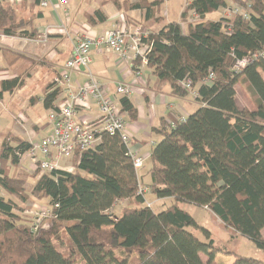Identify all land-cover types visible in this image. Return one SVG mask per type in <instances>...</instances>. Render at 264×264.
<instances>
[{
	"label": "trees",
	"instance_id": "obj_1",
	"mask_svg": "<svg viewBox=\"0 0 264 264\" xmlns=\"http://www.w3.org/2000/svg\"><path fill=\"white\" fill-rule=\"evenodd\" d=\"M165 1L113 2L124 12L150 14ZM189 1L181 17L193 12L195 20L187 29L170 22L142 41L148 46L146 66L158 85L187 98L191 90L182 82L190 81L197 92L194 113L162 120L156 130L161 141L149 157L150 192L160 200L172 199L173 205L160 212L145 206L129 147L119 135L103 132L98 144L78 157L75 172L58 169L39 176L32 195L48 200L51 208L39 223L20 224L18 206L0 194V264L212 263L222 249L180 204L209 209L225 227L264 251V0H232L242 8L250 4L248 18L231 10L230 17L218 21L205 17L226 9L228 0ZM105 21L101 12L89 18L90 23ZM28 24L0 1V34L36 39L35 31L26 30ZM244 58L252 61L237 70ZM239 83L255 98L254 110L240 106ZM18 87V79L3 81L0 95ZM60 92L54 82L47 87V110L57 109L53 104ZM120 105L122 114L137 119L129 98ZM9 137L0 153V188L25 201L26 181L9 170L33 144ZM122 201L129 204L117 214ZM232 264L264 261L237 256Z\"/></svg>",
	"mask_w": 264,
	"mask_h": 264
},
{
	"label": "crops",
	"instance_id": "obj_2",
	"mask_svg": "<svg viewBox=\"0 0 264 264\" xmlns=\"http://www.w3.org/2000/svg\"><path fill=\"white\" fill-rule=\"evenodd\" d=\"M0 1L14 7L19 19L29 22L26 30H33L38 35L36 39L18 37L14 44L5 40L6 45L0 49V87L3 81L18 79L20 83V87L13 92H3L0 95V119H3L6 114L10 115L9 111L16 112L12 118L13 128L5 138L10 136L9 139H18L33 145L52 132L50 123L44 122L32 127L30 123H36L33 114L35 110L44 111L47 115L51 111L45 108L47 87L53 84L55 77L62 71L76 43L78 32L87 30L93 35L109 32L121 26L119 18L120 15L124 16L128 33L127 42L131 46L128 56L122 59L111 50L93 52L89 69L73 75L71 85L74 89L84 85L89 80V75H93L110 94L115 93L118 83H124L133 88L134 93L129 100L137 110L138 117L134 121L129 119L127 113H123V117L132 127L131 148L144 158V166L138 171L139 177L142 184L149 186L151 184L149 157L153 149L151 145L161 141V136L156 130L160 128L162 120H170L175 114L187 117L199 108L189 113L192 103L188 97L174 96L169 85H158L152 71L146 65L137 66L143 47L135 46L132 40L134 29L141 27L149 32H158L171 22L170 13L166 11L164 12L166 16H159L157 14L160 12L159 9L150 14H147L146 10L124 12L114 5V0H70L68 15H65L58 0H50L49 6L45 8L41 7V0L39 4H36L37 0ZM148 2L151 3L152 0ZM189 2L186 0L181 6L178 13L180 20L172 22H178L185 27L190 21L195 20L193 12H189L185 19L181 17ZM222 10L217 13L222 15ZM96 12H101L106 18L104 23L89 22V18ZM190 15L193 16V20L188 18ZM209 15H206L205 21L208 20ZM62 28L65 33L60 32ZM47 30L50 33L43 42L42 37H45ZM139 71L142 73L140 79L137 78ZM63 99L64 93L61 91L53 104L55 108L62 103ZM99 115L98 106L92 101L89 110L78 108L76 119L97 122ZM25 161L29 162L28 168L32 169L30 163L32 161L28 153L23 156V161L13 168L25 170ZM77 163L78 158L75 156L62 161L60 167L72 168L74 171ZM162 200L157 199L153 202L158 204ZM124 202L127 201L120 203L124 206Z\"/></svg>",
	"mask_w": 264,
	"mask_h": 264
},
{
	"label": "built area",
	"instance_id": "obj_3",
	"mask_svg": "<svg viewBox=\"0 0 264 264\" xmlns=\"http://www.w3.org/2000/svg\"><path fill=\"white\" fill-rule=\"evenodd\" d=\"M50 0H41V7H48ZM65 15H68V6L70 0H58ZM251 6L247 4L246 10L240 7L234 9L233 13L241 15L244 19L249 16ZM120 27L109 32L93 35L86 31H80L77 35L76 43L73 50L66 61L62 71L54 79L55 88H59L64 93V99L56 110H51L49 120L52 123V132L49 136L43 138L39 145H33L28 152L32 157L37 169L45 172L60 169L61 161L80 157L85 151L94 148L100 138L99 134L107 133L109 135H119L122 141L129 147V154L132 157L134 167L140 170L144 166V158L131 148L132 145V127L124 119L121 113L120 99L131 97L134 93L133 88L124 83L116 85L115 93L110 94L104 90V87L93 76L89 75V80L77 88L72 87L73 75L88 70L91 64V54L93 52H102L103 50H111L122 59L128 56L131 46L127 42V28L124 16L120 15ZM61 33H65L64 28ZM50 31L45 32L46 36ZM150 34L149 31L136 27L133 31L132 40L136 47H143L139 57L142 58V63L146 65L145 55L148 51L142 41ZM14 37H9L0 34V49L5 46V40L15 43ZM252 60L244 58L238 61L235 65L237 70L245 67ZM142 73L138 72L137 78H141ZM213 79L211 74L207 81ZM206 81V82H207ZM182 86L187 90H191L193 97L197 96V92L192 90L190 81L182 82ZM120 98V99H119ZM97 104L99 109V118L97 122L78 121L76 119L78 108L90 109L91 102ZM38 154L43 156V159H38ZM64 171L71 172L73 169L62 168ZM51 208L39 216V220L50 216Z\"/></svg>",
	"mask_w": 264,
	"mask_h": 264
},
{
	"label": "rangeland",
	"instance_id": "obj_4",
	"mask_svg": "<svg viewBox=\"0 0 264 264\" xmlns=\"http://www.w3.org/2000/svg\"><path fill=\"white\" fill-rule=\"evenodd\" d=\"M185 1L186 0H166L160 7L157 8L159 9L158 11H160V12H157V14L159 16H163L165 15L164 12L168 11L170 13L169 20H171V22L175 20L179 21L180 15L178 16V13L181 10V6L184 5ZM227 4H228V7L222 10L223 11L222 15L217 12L211 13L208 16V20L218 21L222 17H225V16L230 17L232 11L235 8L241 6V5L239 6L235 4L232 0H228ZM242 10H246V8L243 7ZM192 17L193 16L190 15V17L188 18L190 20H193ZM187 26L188 24L185 26V29H187ZM14 38H18V37H14ZM43 42H45V40ZM237 99L241 107L248 108L249 110H254L256 107L255 98L248 91V87L241 83L237 84ZM188 100L192 103V107L190 108L188 112L189 113L194 112L193 110L198 108L199 104L194 100L193 96L191 95L188 97ZM9 112H10V115L6 114V116L3 119H0V148L1 149H2L3 138H5V136L12 130L13 125H14V120L12 118L13 116L16 115V112L14 111H9ZM33 114H34L36 123L31 122L30 127L40 124V123L43 124L44 122L47 124L50 123L51 127H53L52 123L49 120L50 112L47 115V113H45L44 111L38 112L37 110H35ZM49 135L50 134H48L47 136ZM40 142L36 144L39 145ZM151 146H154V143ZM28 155L32 161L30 162L32 169L28 168L30 164L28 161H25L24 163L25 170H19V169H15L12 167L9 170L11 176L18 177L26 181V183L24 184L25 191L22 194V197L23 198L26 197V200L24 201L22 199H18L17 197H11L8 194H6L4 190L0 188V194L4 196L7 200L9 199L13 200L18 206V208L15 210V213L20 217V221H21L20 224H24V225H32L36 222L39 223L40 222L39 216H41L43 212L47 211L48 209L47 206L49 205L46 199L40 198L39 196L32 195V188L34 187L39 176L44 174L45 171H41L40 169H37L36 168L37 165L34 163L32 157L30 156V154ZM38 159H43V156L38 154ZM22 161H23V157L21 159V162ZM71 172H75V171L72 170ZM37 173H40V174L37 175ZM149 186L148 185L146 186L144 184L139 185L138 194H141L143 197H145V206L154 209L156 212H160L162 210H165L167 207L173 205L172 199L170 200L164 199L158 204L153 202V201H157L158 198L152 192H150ZM128 204H129L128 202H124V206L122 204H119L121 207L115 209V213L119 214L120 211L124 207L128 206ZM180 207L183 210L190 213V215L195 219V221L201 227L209 231L211 233L210 234L211 238L213 239L215 244L218 246V248L222 249L221 252L216 255L215 260L210 264H232V262L237 256L249 257V258H254L257 260L264 261V251L257 249L256 246L251 241L245 239L244 237L240 236L239 234L235 232H232L231 230H229V228L225 227L222 223H220V221L217 218H215V216L209 209L199 208L191 204H180ZM200 239L204 241V238L202 236H200ZM203 260L205 263H208V258L206 256H203Z\"/></svg>",
	"mask_w": 264,
	"mask_h": 264
}]
</instances>
